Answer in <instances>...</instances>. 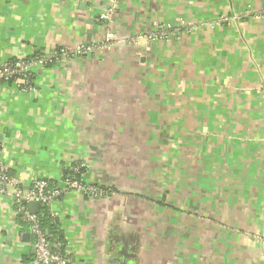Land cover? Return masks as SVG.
Here are the masks:
<instances>
[{"label": "crops", "instance_id": "1", "mask_svg": "<svg viewBox=\"0 0 264 264\" xmlns=\"http://www.w3.org/2000/svg\"><path fill=\"white\" fill-rule=\"evenodd\" d=\"M109 6L0 0V65L97 44L0 82L3 164L107 189L52 206L70 264H264V0H119L104 24ZM21 230L0 197V264H24Z\"/></svg>", "mask_w": 264, "mask_h": 264}, {"label": "built area", "instance_id": "2", "mask_svg": "<svg viewBox=\"0 0 264 264\" xmlns=\"http://www.w3.org/2000/svg\"><path fill=\"white\" fill-rule=\"evenodd\" d=\"M110 1L111 6L99 14V19L104 24L109 22L119 2V0ZM178 28L176 27L174 29L171 24L161 23L156 26L151 37L153 39L157 36L168 38L169 36L175 37L176 35V37H179ZM113 39V33L107 31L103 41H101V45L107 46ZM96 46V43H81L70 50L61 49L51 55L37 53L28 57H19L11 61H6L0 65V82H14L18 85L17 80H22L24 89H27L30 86L35 65L52 62L58 59L59 56H81L91 52ZM67 170L77 171L78 166L71 165ZM71 189L91 196H102L107 192V189L103 187L86 184L82 180L69 176H64L62 182L58 185H55L46 178H33L25 187L15 176L9 173L8 168L2 162L0 150V197L6 198L9 205L15 210V214L19 213L20 219L27 223V233L31 238V243H26L28 244L26 245L27 249L22 254L28 253L32 248L34 249L31 264H70L69 251L66 250L63 253L61 250L62 243L58 240H55L52 244L49 242L41 225V218L38 216V212L31 213L27 208V204L30 201H36L39 206L46 205L50 219L53 222H58L60 225L59 218L52 210V206L64 192ZM18 233H21V226L19 225Z\"/></svg>", "mask_w": 264, "mask_h": 264}, {"label": "trees", "instance_id": "3", "mask_svg": "<svg viewBox=\"0 0 264 264\" xmlns=\"http://www.w3.org/2000/svg\"><path fill=\"white\" fill-rule=\"evenodd\" d=\"M72 166H78V170L77 171L67 170L65 176L74 177L78 180H81L80 175L83 172V168H81L79 164H72ZM37 212H38L37 213L38 216L41 218V225L48 237L49 242L52 244L55 240L60 241L62 243L61 250L64 253L67 250V245L65 243L64 233L63 230L61 229V226L59 225L58 222H53L50 219L48 207L46 205H40ZM16 217L19 226L27 227V223L23 222L20 219L19 213L16 214ZM32 258H33V254L31 253V251H29L26 254H22L21 262H23L24 264H31Z\"/></svg>", "mask_w": 264, "mask_h": 264}, {"label": "water", "instance_id": "4", "mask_svg": "<svg viewBox=\"0 0 264 264\" xmlns=\"http://www.w3.org/2000/svg\"><path fill=\"white\" fill-rule=\"evenodd\" d=\"M38 207H39V204H38V202H36V201H30V202H28V204H27V208H28V210H29L31 213H35V212H37V211H38ZM28 236H29L28 233H24V234L22 235V239L25 240V241H27V240H28ZM32 252L34 253V249H33V248H32Z\"/></svg>", "mask_w": 264, "mask_h": 264}, {"label": "rangeland", "instance_id": "5", "mask_svg": "<svg viewBox=\"0 0 264 264\" xmlns=\"http://www.w3.org/2000/svg\"><path fill=\"white\" fill-rule=\"evenodd\" d=\"M171 26H172V28H174V29H176V27H178V25H174V24H171ZM180 29H181V27L179 26V28H178V32H179V34H180ZM182 35V34H181ZM82 56V55H81ZM256 237H258V234L256 233V235H255Z\"/></svg>", "mask_w": 264, "mask_h": 264}]
</instances>
